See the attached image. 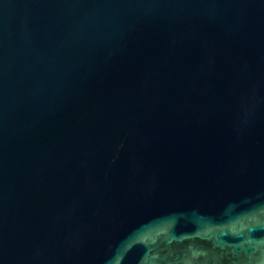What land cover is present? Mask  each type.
Listing matches in <instances>:
<instances>
[{"label": "water", "instance_id": "water-1", "mask_svg": "<svg viewBox=\"0 0 264 264\" xmlns=\"http://www.w3.org/2000/svg\"><path fill=\"white\" fill-rule=\"evenodd\" d=\"M0 264H264V0H0Z\"/></svg>", "mask_w": 264, "mask_h": 264}]
</instances>
